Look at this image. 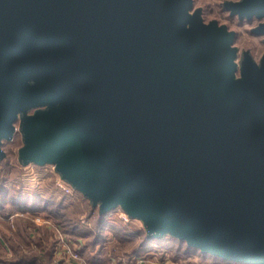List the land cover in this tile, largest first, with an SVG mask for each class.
<instances>
[{"label": "water", "instance_id": "95a60500", "mask_svg": "<svg viewBox=\"0 0 264 264\" xmlns=\"http://www.w3.org/2000/svg\"><path fill=\"white\" fill-rule=\"evenodd\" d=\"M193 5L0 0V145L19 110L43 108L24 119L26 162L67 149L58 170L103 209L264 264V59L246 54L237 78L236 34ZM225 8L264 18V0Z\"/></svg>", "mask_w": 264, "mask_h": 264}, {"label": "rangeland", "instance_id": "374dc122", "mask_svg": "<svg viewBox=\"0 0 264 264\" xmlns=\"http://www.w3.org/2000/svg\"><path fill=\"white\" fill-rule=\"evenodd\" d=\"M226 1L228 0H194L190 13L193 15L195 12H199L201 21L205 25L216 22L218 27L226 26L228 31L236 34L231 45L236 49L237 56L248 50L251 51L253 58L259 61V58L264 55V36L252 34L251 29L263 22L264 19H253L252 21L244 19L242 21L239 16H232L229 11L224 9L223 5ZM236 63L238 64L236 77L239 78L242 74L241 61L237 60ZM38 110H43V108L28 110L27 112L19 110L16 120L13 122L12 137L2 140L0 145L4 152V156L0 160V264L9 263L8 260L14 258L13 247L19 246L27 254L35 252L37 257L41 254L38 241L46 245V249L52 246L55 250L58 241V234L55 231L58 227L63 228L62 232L66 235H69L70 231L75 230V234L77 232L76 236H70L71 242L80 248L89 264H128L124 258L126 253L136 249L142 240L145 229L151 228L149 225L144 227L147 224L146 220L133 219L128 224L131 229H125V225L119 220H116L117 222L101 220L98 212L93 215L94 217L91 216V212L89 213L86 208L84 209L83 204L75 201H72L71 204V199L67 203L65 201L66 204L63 205L62 201H59L62 198L60 193L54 191L51 193L52 187H49L47 192L40 191L39 188L35 187L36 184L40 183L46 185L50 179L53 182H63V174L58 172L57 166L60 159L66 155L67 149L55 162L47 161V159L34 160L35 162L31 165L33 169H30V166L26 170L22 169L24 152L28 146L23 128L24 119L35 116ZM36 166L41 167V169L38 170ZM33 189L38 190L37 194L39 195L36 197L29 195L32 194L31 190ZM75 197L78 198V196ZM35 202L45 204L44 206L47 207L45 209L54 212L55 216L47 217L41 212L34 214L21 210L23 203L34 204ZM79 204H81L80 207ZM119 205L125 209L123 201H120ZM123 208H112L114 211H111L112 215L110 214V216H118L124 219L123 214L127 212V209L124 210ZM116 210L117 212H115ZM60 212L63 214L56 216ZM91 217L93 221L89 219ZM86 223L88 227H91L90 229L86 228ZM67 228H69V233L65 230ZM27 238L29 242L25 241ZM178 239L180 238L166 236L164 239L155 240L149 244L152 250L148 251L146 255H137L136 258L140 259L134 260V263L215 264V255L212 253L204 254L201 249L190 246L186 240L180 239L181 243ZM91 252L93 253L91 254ZM67 254L63 252L59 256H45L48 261L39 257L36 259L38 261L36 264H67L68 258H70V255Z\"/></svg>", "mask_w": 264, "mask_h": 264}, {"label": "trees", "instance_id": "16d2710c", "mask_svg": "<svg viewBox=\"0 0 264 264\" xmlns=\"http://www.w3.org/2000/svg\"><path fill=\"white\" fill-rule=\"evenodd\" d=\"M228 1H233V0H228ZM228 1H226V2H228ZM225 2V3H226ZM225 3H224V5H223V7H224V9L226 10V8H225ZM4 152L2 151V153L0 154V160H2V158H3V156H4V154H3ZM35 161H29V162H26L25 160H24V158H23V160H22V169L23 170H26V169H28L27 167H29L30 169H33V166H31L32 165V163H34ZM37 167V169L39 170V169H41V167H39V166H36ZM37 170V171H38ZM58 172H61V171H59L58 170ZM62 180H64V182L71 188V192L70 193H66L64 190H62V189H60L58 186H57V182H53V180H48V182H47V184L46 185H44V184H36V186L35 187H37V188H39L38 190H43V191H46L47 192V189L49 188V187H52L50 190H51V193H53V191L54 192H56V193H60V195H61V199L59 200V201H62L61 203L63 204V205H65L66 203H67V201H69V199H71L70 200V203L72 204V201H75L76 203H81V204H83V207H84V209L86 208V210L90 213L91 212V216H93V215H95V213H97L98 212V216H99V218L101 219V220H109V222H115L116 220H119L122 224H124L125 225V229H131V226H128V224H130V222H132L133 221V219H138L139 221H141V220H143L142 218H140V217H138V216H135V215H132V214H130V213H127L126 212V215H127V218H126V220H124V219H122V218H120V217H118V216H110V214H111V211H114V209H103L102 208V200H98V201H96L93 197H90V196H88L87 194H85L83 191H82V189L80 188V187H78V186H76V185H72V183H70L66 178H64V177H62ZM56 186V187H55ZM43 187H45V189H42ZM22 188H20V190H21ZM38 190H35V189H33V190H31V192H32V194H29V195H33L34 197H36L37 195H39V194H37L38 193ZM22 191V190H21ZM43 196V195H42ZM49 196H51V194H49ZM75 196H78V198H76ZM43 197H45V196H43ZM46 198V197H45ZM48 199V198H47ZM65 201H66V203H65ZM81 204H79V207H80V205ZM45 204H38V203H34V204H25V203H23V205L21 206V210H23L24 212H32V213H36V214H40L39 212H41V213H43L42 215H45V216H47V217H54L55 215V213L54 212H52L51 210H46L45 208H47L46 206H44ZM101 206V207H100ZM78 207V208H79ZM118 208H123L122 206H118L117 207V209ZM50 209V208H49ZM116 209V208H115ZM124 209V208H123ZM125 210V209H124ZM43 211V212H42ZM48 212H50V213H48ZM115 212H117V210L115 211ZM114 212V213H115ZM63 214V212H60L59 214H57L56 216H61ZM89 215V216H90ZM112 215V214H111ZM94 217V216H93ZM90 220L92 219V217L91 218H89ZM19 221V220H18ZM91 221H93V220H91ZM60 222H62V221H60ZM117 222V221H116ZM58 223V222H57ZM21 224V223H20ZM146 225H148V224H145L144 225V227L146 226ZM85 226H87L86 228L87 229H90L91 227H88V224L86 223V225ZM25 229V228H24ZM63 229V228H62ZM69 228H67V229H65L66 230V232H68L69 233V230H68ZM64 230V229H63ZM150 229H145V233H144V235H143V233H142V240L139 242V244L137 245V248L136 249H134V250H131V252H129V253H126V255H125V261H129L130 259H133V258H136L137 257V255H143V254H147V252L148 251H150V250H152L150 247H149V244H151L152 242H154L155 240H157V239H164L166 236H174V235H172L171 233H167V234H163V235H161V236H151L150 234ZM71 234V235H70ZM76 234H77V232H76ZM76 234H75V230L74 231H70V233H69V236H76ZM174 237H176V236H174ZM179 241H181L180 239H178ZM26 242H29V239L27 238L26 240H25ZM38 243H39V246L41 247V254H39V256L37 257V253H35V252H31V253H26V252H24L19 246L18 247H13V250H14V252H15V254H14V258H11V260H8V262L10 263V264H36V262H38V261H36V259L37 258H46L45 256H50L48 253L50 252V251H53V248H52V246H49L47 249H46V245H44L42 242H40V241H38ZM181 243H182V241H181ZM98 244V243H97ZM54 247V246H53ZM161 247V246H160ZM148 249V250H147ZM33 253V254H32ZM93 252H91V254H92ZM204 253V252H203ZM204 254H207V253H204ZM36 257V258H35ZM215 258V260H216V262H215V264H246V263H244V262H237V261H232V260H228V259H223V258H221V257H214ZM217 259H218V262H217ZM124 261V262H125Z\"/></svg>", "mask_w": 264, "mask_h": 264}, {"label": "built area", "instance_id": "2783aa9c", "mask_svg": "<svg viewBox=\"0 0 264 264\" xmlns=\"http://www.w3.org/2000/svg\"><path fill=\"white\" fill-rule=\"evenodd\" d=\"M57 186L66 193H70L72 191L71 188L64 182V180L60 183L57 182ZM123 217L124 219L127 218L126 212L123 214ZM55 232L58 234V241L55 246L54 255L59 256L65 252L70 255L67 264H89L85 256L81 253L80 248H77L74 244H72L70 236L62 232V228H56ZM63 255L65 256V254ZM137 259L139 260L140 258L130 259L128 264H139L138 262L134 263V260L137 261Z\"/></svg>", "mask_w": 264, "mask_h": 264}, {"label": "flooded vegetation", "instance_id": "af4514ba", "mask_svg": "<svg viewBox=\"0 0 264 264\" xmlns=\"http://www.w3.org/2000/svg\"><path fill=\"white\" fill-rule=\"evenodd\" d=\"M253 19H258V20H260L259 18H257V17H254ZM252 19V20H253ZM264 19V18H263ZM264 22V21H263ZM262 23V22H261ZM260 23V24H261ZM259 24V25H260ZM259 25H257L256 27H253L252 29H251V33L252 34H255V35H258V36H264V34H257V33H255V32H253V30L255 29V28H257ZM264 41V40H263ZM238 51V50H237ZM239 52H240V50H239ZM238 54V53H237ZM246 54H249L250 56H251V58H252V60L256 63V65L257 66H261V64H262V62H263V59H264V55H262V57L261 58H259V61H258V59L256 60V59H254L253 58V56H252V54H251V51H248V50H245L244 52H242V54H239L238 56H237V60H240L241 61V63L243 62V60H244V56L246 55ZM240 55H242L241 57H240ZM236 60V61H237ZM31 83L33 84L34 83V81H31ZM35 109H37V108H32V109H30V110H35Z\"/></svg>", "mask_w": 264, "mask_h": 264}, {"label": "crops", "instance_id": "0c3cea01", "mask_svg": "<svg viewBox=\"0 0 264 264\" xmlns=\"http://www.w3.org/2000/svg\"><path fill=\"white\" fill-rule=\"evenodd\" d=\"M49 255H50V257H52V255H54V250L53 251H50L49 253H48ZM44 261H48V259L47 258H42ZM6 264H10V263H6Z\"/></svg>", "mask_w": 264, "mask_h": 264}, {"label": "bare ground", "instance_id": "6f19581e", "mask_svg": "<svg viewBox=\"0 0 264 264\" xmlns=\"http://www.w3.org/2000/svg\"><path fill=\"white\" fill-rule=\"evenodd\" d=\"M247 264V263H246Z\"/></svg>", "mask_w": 264, "mask_h": 264}]
</instances>
